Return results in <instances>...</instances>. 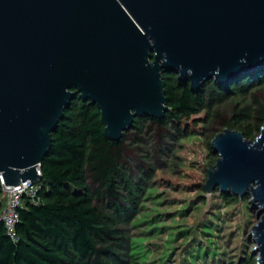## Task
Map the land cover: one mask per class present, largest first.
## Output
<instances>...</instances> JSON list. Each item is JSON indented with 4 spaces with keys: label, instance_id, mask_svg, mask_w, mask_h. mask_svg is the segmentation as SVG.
Returning a JSON list of instances; mask_svg holds the SVG:
<instances>
[{
    "label": "water",
    "instance_id": "obj_1",
    "mask_svg": "<svg viewBox=\"0 0 264 264\" xmlns=\"http://www.w3.org/2000/svg\"><path fill=\"white\" fill-rule=\"evenodd\" d=\"M264 66V0H0V174L38 182V168L76 96L101 110L104 136L170 110L164 72L194 90ZM207 191L250 195L264 264V126L255 140L226 128Z\"/></svg>",
    "mask_w": 264,
    "mask_h": 264
},
{
    "label": "rangeland",
    "instance_id": "obj_2",
    "mask_svg": "<svg viewBox=\"0 0 264 264\" xmlns=\"http://www.w3.org/2000/svg\"><path fill=\"white\" fill-rule=\"evenodd\" d=\"M175 76L180 79L179 72ZM208 82L195 90L204 91L207 100L189 120L172 117L160 125L148 119L123 137L129 187L121 192L129 211L118 223L124 236L120 264L258 262L252 230L260 217L252 197L220 187L209 192L205 183L208 168L219 157L212 147L216 134L226 128L240 130L250 140L261 134L264 80L230 96L217 92L215 98L209 91L216 84ZM88 182L94 189L90 178ZM95 202L108 207L105 200Z\"/></svg>",
    "mask_w": 264,
    "mask_h": 264
},
{
    "label": "trees",
    "instance_id": "obj_3",
    "mask_svg": "<svg viewBox=\"0 0 264 264\" xmlns=\"http://www.w3.org/2000/svg\"><path fill=\"white\" fill-rule=\"evenodd\" d=\"M175 73L164 72L171 109L165 119L139 116L133 128L141 129L148 119L160 125L172 117L185 122L206 103L204 91L196 92L190 81L176 80ZM263 80L261 66L227 84L210 79L216 85L209 92L212 98L217 92L230 96ZM104 128L99 107L76 96L53 133L52 148L42 162L40 201H27L20 209L17 239L0 220V264H120L118 248L124 236L118 223L129 211L121 192L129 187L122 164L124 140L106 138ZM95 200L107 201L108 207Z\"/></svg>",
    "mask_w": 264,
    "mask_h": 264
},
{
    "label": "built area",
    "instance_id": "obj_4",
    "mask_svg": "<svg viewBox=\"0 0 264 264\" xmlns=\"http://www.w3.org/2000/svg\"><path fill=\"white\" fill-rule=\"evenodd\" d=\"M38 173L43 176L42 164L38 168ZM43 179V177H42ZM38 182L26 181L19 186H6L2 174H0V220L7 227L8 234L18 238L16 226L20 220V209L26 205L27 201L38 203L39 193L43 188V180Z\"/></svg>",
    "mask_w": 264,
    "mask_h": 264
}]
</instances>
